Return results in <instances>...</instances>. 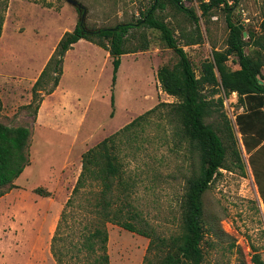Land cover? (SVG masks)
I'll use <instances>...</instances> for the list:
<instances>
[{
	"label": "rangeland",
	"instance_id": "374dc122",
	"mask_svg": "<svg viewBox=\"0 0 264 264\" xmlns=\"http://www.w3.org/2000/svg\"><path fill=\"white\" fill-rule=\"evenodd\" d=\"M79 1L86 7V27L94 31L135 22L153 0ZM201 1L209 0H185V4L200 16L203 39L183 45L198 75L215 49L226 48L230 31L227 10L215 7L204 16ZM161 14L174 27L181 44L188 39L184 33L197 32L171 7ZM80 18L78 7L67 0H0V21H4L0 35V122L31 130L29 165L14 184L1 189L0 264H61L52 252L53 237L81 173L83 154L153 108L155 112L116 140L126 165L125 176L132 185L131 201L141 217L158 237L171 239L182 227L184 194L188 180L199 170L200 158L169 114L170 103L177 99L163 90L158 71L164 65L177 64L179 55L164 44L158 31L143 27L134 32L137 37L127 43L128 47L142 45L143 35L149 41L148 49L122 55L115 85L108 51L82 40L66 54L65 72L56 90L47 93L52 83L48 78L34 96L33 86L60 38L73 30ZM233 18L244 26L247 36L248 29L260 33L264 0H238ZM246 51L253 52L252 46ZM228 63L239 68L233 56ZM212 90L209 85L204 87L214 104L206 122L213 124L227 146L230 132L237 143L227 152L228 168L220 170L202 196L203 264H256L255 255L264 261V214L258 189L249 177L252 160L242 153L240 166L235 152L244 145L237 122L239 95H226L222 90L213 95ZM93 189L97 186L87 184L82 193ZM74 218H80L79 213L63 229L61 241L69 243L77 238L72 229L77 231L80 223ZM107 228L111 264H158L163 248L155 245L149 250V237L111 222ZM65 264L72 263L66 260Z\"/></svg>",
	"mask_w": 264,
	"mask_h": 264
},
{
	"label": "trees",
	"instance_id": "16d2710c",
	"mask_svg": "<svg viewBox=\"0 0 264 264\" xmlns=\"http://www.w3.org/2000/svg\"><path fill=\"white\" fill-rule=\"evenodd\" d=\"M238 0H209L201 1L200 8L203 15L219 6L227 10L229 35L225 49L213 51L211 59L202 65L198 75L193 63L183 45L200 43L203 39L200 30V16L193 7H188L185 0H153L151 5L142 12L136 21L121 22L111 27L89 30L86 27L84 13L86 7H78L81 18L76 27L66 31L60 38L54 52L46 63L33 90L38 96L37 87L48 78L52 79L47 93H52L60 84L64 74L65 56L73 45L80 39H86L106 49L112 58L113 85L117 80V73L122 63V55L148 49L149 41L146 36L142 45L134 48L127 43L137 37V29L151 28L159 32L164 44L172 48L178 55L179 61L174 66H162L158 71V78L165 92L174 96L177 101L170 103L169 114L179 123L181 132L199 152V170L188 180L182 203V227L180 232L169 238L156 236L155 229L148 221L141 217L131 201L132 185L126 178V168L117 137L139 120L155 112L156 108L139 116L113 135L105 138L94 147L87 150L82 157V170L72 195L66 202L58 223L56 234L53 237L52 252L58 262L65 264L68 260L72 264H111L108 252L109 232L108 223L117 224L129 231L136 232L150 238L149 250L156 245L163 248L158 264H203V249L201 243L204 238L203 223V193L209 188L212 181L220 174L222 168H228L227 152L229 147L237 143L233 132L228 135L230 145L219 134L218 130L206 118L214 112L213 99L206 96L204 87L213 88L212 94L224 91L226 95L237 92L239 102L244 103L243 96L251 102L248 113L237 115L243 142L246 145L247 134L262 136L264 127L258 126L257 121L251 125V130L243 126V120L257 115H264V78L261 77L264 67V18L261 22V32L248 29L245 38L241 24L233 18V12ZM172 8L175 15L182 14L197 30L196 33H184L187 37L185 44H181L176 36L175 29L161 14L167 8ZM3 19L0 21V35L2 34ZM252 46L253 52L246 51ZM235 57L239 68L233 69L228 60ZM216 87H220L217 89ZM223 98L219 102L223 103ZM114 94L112 106H114ZM39 108V107H38ZM260 120V119H259ZM229 130L231 127L229 126ZM30 136L28 126H10L0 122V196L1 189L14 184L30 163ZM236 156L242 166V150L236 149ZM87 184L97 186L92 192L82 193ZM42 189L38 188V191ZM49 194V193H48ZM79 213L78 230L73 228L77 238L69 243L61 241L62 231L71 219ZM60 240V242H58ZM70 258H66V255ZM256 264H264L259 255H255Z\"/></svg>",
	"mask_w": 264,
	"mask_h": 264
},
{
	"label": "crops",
	"instance_id": "0c3cea01",
	"mask_svg": "<svg viewBox=\"0 0 264 264\" xmlns=\"http://www.w3.org/2000/svg\"><path fill=\"white\" fill-rule=\"evenodd\" d=\"M82 40L86 39H80L78 42L74 44L76 46L77 43H79ZM88 41V40H87ZM73 49V48H71ZM70 49V50H71ZM68 50V51H70ZM68 53V52H67ZM109 53V52H108ZM65 63V62H64ZM65 72V70H64ZM238 101H239V96H237ZM244 103H240V113H248V107L251 105L253 99H251V102H249L245 96H243ZM254 117H249L247 119L243 120V126L247 127V131L251 130V125L254 124V121H257L258 126L264 127V115H258V120L254 119L257 118V115H253ZM260 119V120H259ZM242 134V133H241ZM263 135V140L258 142V138L262 136L254 135V134H247L245 137L246 145L244 144L242 147V153L246 157L250 158L252 160V167L249 173L250 180L255 184V188L258 189V202L259 206L264 214V133Z\"/></svg>",
	"mask_w": 264,
	"mask_h": 264
},
{
	"label": "water",
	"instance_id": "95a60500",
	"mask_svg": "<svg viewBox=\"0 0 264 264\" xmlns=\"http://www.w3.org/2000/svg\"><path fill=\"white\" fill-rule=\"evenodd\" d=\"M69 3L73 4V5H76L77 7H81L82 4L80 3L79 0H67ZM84 16H85V13H84ZM241 28L244 29V26L241 24ZM244 36L245 38L247 37V32L244 31Z\"/></svg>",
	"mask_w": 264,
	"mask_h": 264
},
{
	"label": "built area",
	"instance_id": "2783aa9c",
	"mask_svg": "<svg viewBox=\"0 0 264 264\" xmlns=\"http://www.w3.org/2000/svg\"><path fill=\"white\" fill-rule=\"evenodd\" d=\"M235 95H237L238 93H236V92H233Z\"/></svg>",
	"mask_w": 264,
	"mask_h": 264
}]
</instances>
